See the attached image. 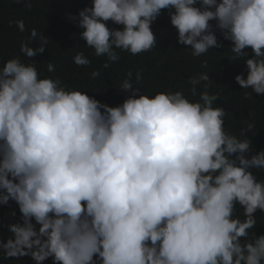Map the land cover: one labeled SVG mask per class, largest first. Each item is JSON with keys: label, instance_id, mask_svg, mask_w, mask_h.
I'll list each match as a JSON object with an SVG mask.
<instances>
[{"label": "clouds", "instance_id": "clouds-1", "mask_svg": "<svg viewBox=\"0 0 264 264\" xmlns=\"http://www.w3.org/2000/svg\"><path fill=\"white\" fill-rule=\"evenodd\" d=\"M25 6L32 7L30 0ZM162 9L170 10L177 43L195 57L221 46L209 23L215 21L231 41V59L246 65V78L238 74L235 82L264 94V0H92L72 19L107 68L119 59L117 49L137 55L156 48L151 25ZM109 21L121 28L110 29ZM15 23L25 30L22 20ZM30 39L36 47L22 43L24 56L44 54L49 37L33 28ZM73 62L91 63L83 52ZM127 75L125 99L110 107L59 78L41 77L35 62L4 61L0 204L14 201L22 223L9 222L11 237L7 225L0 226L3 258L264 264V234L253 232L254 214L264 212V179L253 172L264 169V150L245 155L253 125L239 136L226 132L225 109L213 107L217 95L207 83L198 100H189L180 91L150 95L141 72ZM201 81H210L208 73L189 81L193 96ZM237 204L243 218L234 214Z\"/></svg>", "mask_w": 264, "mask_h": 264}, {"label": "trees", "instance_id": "trees-1", "mask_svg": "<svg viewBox=\"0 0 264 264\" xmlns=\"http://www.w3.org/2000/svg\"><path fill=\"white\" fill-rule=\"evenodd\" d=\"M29 0H0V67L4 61L20 57L25 63L35 62L41 77L59 78L62 85L68 89L85 92L102 104L110 107L120 105L125 99L121 85L129 79L128 73L132 70L141 72L146 84L148 94L156 92H182L189 100H198L199 93L204 91L208 84V92L217 95L213 107H223L224 128L228 133L239 136L241 129L249 124L253 128L247 132L251 140L252 149L245 155H251L264 150V94H256L251 89H243L235 82V76L240 74L246 78L247 70L243 59L232 60L231 41L226 40L216 29L215 21H209L217 37L218 45L209 49L199 57L191 54V49L177 43V32L170 23L169 9H162L160 15L151 25L156 36L157 46L147 52L131 55L117 49L119 59L109 61L108 67H103L106 57H97L94 50L86 46L80 38V31L76 21L72 19L84 7L91 6L92 0H30L32 7L25 5ZM199 6V5H197ZM22 20L25 30L21 32L15 21ZM110 29H120L109 21ZM35 28L38 33L49 37L44 54L28 58L20 51L22 43L36 47V40L30 39V31ZM249 57L251 50H247ZM83 52L91 63L88 66H77L73 62L76 53ZM54 66L52 72L48 71V64ZM206 63L207 67L202 65ZM93 70L100 75L92 77ZM201 73H208L209 82L201 81L197 88V95L193 96L190 89L193 87L189 81ZM131 79V78H130ZM101 111H103L101 109ZM234 158V157H233ZM258 179H264V169L253 170ZM235 215L242 216V209L237 204ZM257 224L253 232L264 234V212L259 210L254 214ZM22 223L21 213L14 201L0 204V226ZM38 230L39 225L32 221ZM9 237L12 233L8 231ZM95 259V257H94ZM0 264H35L30 256L20 258L9 257L7 260L0 253ZM43 264H53L51 257Z\"/></svg>", "mask_w": 264, "mask_h": 264}]
</instances>
